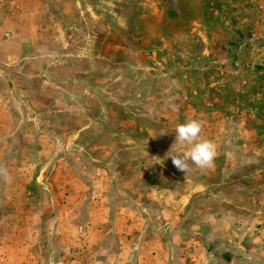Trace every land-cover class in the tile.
<instances>
[{"label":"rangeland","instance_id":"1","mask_svg":"<svg viewBox=\"0 0 264 264\" xmlns=\"http://www.w3.org/2000/svg\"><path fill=\"white\" fill-rule=\"evenodd\" d=\"M0 264H264V0H0Z\"/></svg>","mask_w":264,"mask_h":264},{"label":"clouds","instance_id":"2","mask_svg":"<svg viewBox=\"0 0 264 264\" xmlns=\"http://www.w3.org/2000/svg\"><path fill=\"white\" fill-rule=\"evenodd\" d=\"M201 131L202 122L198 120H189L176 126L174 144H187L189 147L179 155L173 154L171 148L165 158L170 157L177 170L185 174L190 168L189 161L201 169H208L214 166L217 156V145L213 141L201 139Z\"/></svg>","mask_w":264,"mask_h":264}]
</instances>
